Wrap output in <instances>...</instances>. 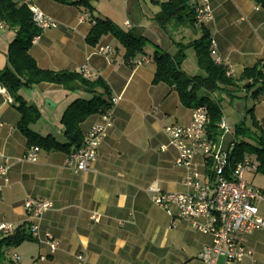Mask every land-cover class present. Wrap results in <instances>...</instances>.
Instances as JSON below:
<instances>
[{
	"label": "crops",
	"instance_id": "0c3cea01",
	"mask_svg": "<svg viewBox=\"0 0 264 264\" xmlns=\"http://www.w3.org/2000/svg\"><path fill=\"white\" fill-rule=\"evenodd\" d=\"M12 1L36 8L57 23L55 28L41 32L29 48L39 68L80 73L82 64L87 63L92 69L90 79L102 78L111 98L118 100L112 104V125L98 146L95 162L89 170L75 172L65 164L75 146L69 153L40 148L35 162L24 159L28 145L17 128L20 114L5 95H0V151L9 166L7 181L0 188V223L14 228L29 224L24 208L28 198L52 203L36 221L39 238L7 248L3 264H206L198 254L212 244L213 236L193 229L188 220L172 222L153 202L149 189L154 185L162 192L187 190L182 183L184 171L175 166L177 151L169 145L164 129L171 124L188 125L192 113L172 87L152 83L156 67L151 54L158 47L174 55L179 43L201 37L200 25L171 21L160 26L155 19L160 9L156 2L168 0H107L109 6L102 19L121 18L119 27L147 43L144 54L127 62L124 47L112 35L102 36L94 46L85 42L97 18L90 0L85 1L93 7L92 12L72 4L82 0ZM204 2L212 17L202 26L215 42V54L211 55L215 63L230 68L234 78L246 68L264 64V9L255 0H189L187 6L195 9ZM2 24L0 69L7 63L8 47L15 38V30ZM102 46H109L111 54L99 53L97 49ZM141 56L149 58L148 63L135 66L133 60ZM181 69L189 77L205 76L192 47L185 50ZM255 89L257 85L239 91L229 88V95L223 90L211 93L203 89L200 96L208 94L220 100L222 116L233 129L252 108L264 131V98L259 93L254 95ZM18 94L40 113L29 129L60 144L68 143L61 124L65 110L76 100L92 98L85 91H70L46 82L21 87ZM100 122V115L94 114L80 124L83 141L90 128ZM255 173L247 174L253 178ZM246 180L264 190V184ZM260 212L264 214V204H260ZM94 213L100 214L98 222L91 219ZM45 232L57 242L53 253L45 243ZM237 241L250 252L242 264H264V233L239 234ZM14 254L17 261L10 258ZM43 255L46 260L41 261ZM215 264H224V258L219 257Z\"/></svg>",
	"mask_w": 264,
	"mask_h": 264
},
{
	"label": "trees",
	"instance_id": "16d2710c",
	"mask_svg": "<svg viewBox=\"0 0 264 264\" xmlns=\"http://www.w3.org/2000/svg\"><path fill=\"white\" fill-rule=\"evenodd\" d=\"M66 3L65 0H55ZM189 0L157 1L159 12L156 21L164 26L171 21H177L184 25L194 26L195 12L187 6ZM264 9V0H255ZM81 4L89 12L93 7L85 0L74 2ZM0 21L9 28L15 30V38L10 43L7 52V63L0 69V84L5 87L13 98V106L20 114L17 124L19 131L25 136L27 145L38 146L46 151H64L69 153L71 146L78 148L83 143L80 132V124L90 115L105 113L112 107L111 93L106 82L97 77L95 79L84 78L80 73L70 71H53L41 69L29 54L32 38L40 31L32 20V13L27 4H17L12 0H0ZM201 37L187 44H178V50L174 55L155 47L151 54V60L156 70L152 80L153 84L165 83L172 87L178 94L181 104L186 108L194 109L205 105L209 116L208 135L215 138L220 131L217 124L222 117L220 100L211 98L208 94L200 96V91L207 89L209 92L218 90L230 94V89L239 91L240 88H252L257 95L264 84V64L259 62L252 68H246L237 77L226 75V68L215 63L212 59L209 47L210 36L200 25ZM112 35L124 47V59L129 62L138 54H144L146 40L134 37L123 30L110 19L94 18V24L85 37L88 45L94 46L100 38ZM192 47L195 50L197 63L205 72V76H187L181 69L185 58V50ZM42 82L60 86L66 90H82L89 93L90 100H76L71 103L63 113L61 124L64 134L68 139L67 144L58 143L53 137H40L29 129V125L36 122L40 116L38 109L25 102L18 94L21 87H30ZM237 138L234 161L241 160L245 155L250 156L257 163V173L264 175V131L253 115V109L246 111V118L233 129ZM29 224L24 223L14 228L10 235H0V264H3L5 250L19 245L25 240H32Z\"/></svg>",
	"mask_w": 264,
	"mask_h": 264
},
{
	"label": "built area",
	"instance_id": "2783aa9c",
	"mask_svg": "<svg viewBox=\"0 0 264 264\" xmlns=\"http://www.w3.org/2000/svg\"><path fill=\"white\" fill-rule=\"evenodd\" d=\"M32 20L39 29L31 44L37 42L41 32L55 28L57 23L40 10L31 8ZM195 22L203 25L212 17L211 9L204 2L194 9ZM3 26L0 21V28ZM98 52L109 55V46L99 47ZM209 51L215 54V42L211 40ZM149 58L141 56L133 60L135 66L148 63ZM264 72V69H263ZM92 69L87 63L82 64L80 74L90 78ZM226 75L232 77V70L226 69ZM259 95L264 98V84L260 85ZM0 95H5L7 102L13 104V98L5 87L0 84ZM118 97L111 99L112 104ZM101 122L94 124L87 132L82 145L72 150L65 161L67 167L75 172L89 170L96 160L97 149L112 125V107L100 115ZM209 116L205 105L192 109L191 122L181 126L171 124L164 131L169 145L177 151L175 166L184 171L183 185L185 192H162L156 186L149 189L152 200L172 219V222L185 219L191 227L198 231L208 232L213 236L210 246H205L198 258L206 264H215L219 257L224 258V264H242L244 256L250 254L238 241L237 235L249 234L254 231L264 233V214L260 212V204H264V190L250 186L245 175L257 171V163L248 155L241 160L235 159L237 138L233 128L222 116L217 124L220 133L215 138L208 135ZM165 149V146L162 147ZM38 146H29L24 159L30 162L37 160ZM199 158V161H197ZM0 188L7 181L8 158L0 151ZM24 208L31 220L29 231L33 239L39 238L40 229L37 220L52 208L49 200L28 198ZM94 222L100 219L99 213L91 216ZM14 231L11 224L0 223V235H10ZM45 243L53 253L57 242L49 232L44 233ZM14 261L18 257L14 254ZM81 261L82 256L77 257ZM41 261L46 257L40 256Z\"/></svg>",
	"mask_w": 264,
	"mask_h": 264
},
{
	"label": "rangeland",
	"instance_id": "374dc122",
	"mask_svg": "<svg viewBox=\"0 0 264 264\" xmlns=\"http://www.w3.org/2000/svg\"><path fill=\"white\" fill-rule=\"evenodd\" d=\"M92 2V4L96 7L95 9V16L97 18H101L104 17L103 15L107 12V6L108 3H107V0H90ZM100 12V16H98V13ZM118 15V14H116ZM119 16V15H118ZM104 19V18H103ZM114 23H118V25H121L122 22L121 21V18H112ZM246 179H248L249 182H253V184L255 185H262L264 184V175L260 174V173H255L253 178H252V175L251 174H246Z\"/></svg>",
	"mask_w": 264,
	"mask_h": 264
}]
</instances>
